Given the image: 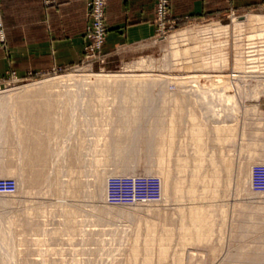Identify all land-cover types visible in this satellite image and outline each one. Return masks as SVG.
I'll return each instance as SVG.
<instances>
[{"label":"rangeland","instance_id":"1","mask_svg":"<svg viewBox=\"0 0 264 264\" xmlns=\"http://www.w3.org/2000/svg\"><path fill=\"white\" fill-rule=\"evenodd\" d=\"M169 19L109 52L88 15L77 62L0 72V264H264V0ZM124 174L161 196L106 202Z\"/></svg>","mask_w":264,"mask_h":264},{"label":"crops","instance_id":"2","mask_svg":"<svg viewBox=\"0 0 264 264\" xmlns=\"http://www.w3.org/2000/svg\"><path fill=\"white\" fill-rule=\"evenodd\" d=\"M255 0H171L180 22L218 15L222 9L246 8ZM5 40L0 44V72L69 65L82 55L88 23L86 0H0ZM105 49L148 38L153 32L154 0H106ZM163 119L166 121V115ZM37 124V123H35ZM43 124V123H42ZM166 122H164V128ZM46 127V123L44 124ZM39 127V125H35Z\"/></svg>","mask_w":264,"mask_h":264},{"label":"built area","instance_id":"3","mask_svg":"<svg viewBox=\"0 0 264 264\" xmlns=\"http://www.w3.org/2000/svg\"><path fill=\"white\" fill-rule=\"evenodd\" d=\"M51 3L54 0H44ZM89 23L85 36H93L99 45L107 30L105 23L106 0H86ZM156 20L162 28L171 27L169 19L170 0H155ZM1 25V7H0ZM262 63L264 66V38ZM264 72V67H263ZM249 186L252 191L264 192V162L254 163L250 167ZM16 188V180L11 177L0 178V193H11ZM161 196V180L157 175L124 174L110 175L105 183L104 197L108 203L128 204L134 202L155 201Z\"/></svg>","mask_w":264,"mask_h":264},{"label":"bare ground","instance_id":"4","mask_svg":"<svg viewBox=\"0 0 264 264\" xmlns=\"http://www.w3.org/2000/svg\"><path fill=\"white\" fill-rule=\"evenodd\" d=\"M104 84V83H103Z\"/></svg>","mask_w":264,"mask_h":264}]
</instances>
